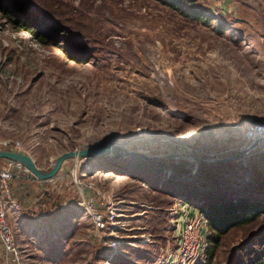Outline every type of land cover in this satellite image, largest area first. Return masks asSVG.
<instances>
[{"label":"rangeland","instance_id":"1","mask_svg":"<svg viewBox=\"0 0 264 264\" xmlns=\"http://www.w3.org/2000/svg\"><path fill=\"white\" fill-rule=\"evenodd\" d=\"M8 1L24 19L12 24L0 12V140L18 141L45 172L69 151L119 149L63 164L56 177L78 203L59 215L27 219L7 209L19 264H176L178 216L171 209L185 199L150 188L141 176L153 181L151 172L137 169V160L183 159L190 168L197 154L212 162L233 142L239 147L227 149L234 155L249 148L242 132L264 122V0L174 4L200 11L204 23L156 0ZM50 26L57 34L35 39ZM232 156L220 160L245 165L253 157L264 173L263 150ZM83 188L104 209L120 201L124 240L117 251L87 236ZM189 202L200 234L209 236L204 202ZM204 244L189 264H198ZM256 262L264 264V214L224 236L212 264Z\"/></svg>","mask_w":264,"mask_h":264},{"label":"trees","instance_id":"2","mask_svg":"<svg viewBox=\"0 0 264 264\" xmlns=\"http://www.w3.org/2000/svg\"><path fill=\"white\" fill-rule=\"evenodd\" d=\"M156 1L167 7L180 10L181 14L187 18L206 22L200 11L183 10L181 3L178 6L174 5L177 4V0ZM0 12L12 24H15L19 19H24L20 17V11L16 8V5L8 0L4 2L0 0ZM20 24L21 28L25 27L22 22ZM25 29L32 30L30 27H25ZM33 34L35 39L37 38L43 43L46 42L44 38L47 36L57 34V29L55 26H50L45 33L39 31ZM77 60L87 62L83 61L84 59L81 57H78ZM231 146L237 149L239 144L233 142L229 147L225 146L224 151L218 158L234 155L235 150L228 152L227 148H231ZM196 156L203 162L194 161L192 164L196 167L195 170L192 168L193 166L186 167L189 163L185 160L175 158L161 162L137 160L139 163L137 169L144 172L150 170L151 173H148V176L153 181L144 176H141V178L150 188L161 194L168 195L172 199H185L184 201L188 203H190L189 201L196 202L199 200L204 202L200 212L204 216L210 235H206L204 238L205 244L200 264H212L224 236L235 228L254 223L264 214V173H259L254 167L253 157L247 159L246 164L243 165V162L233 160L222 161L216 159L217 161L206 162L204 161L206 157L200 154ZM155 168L158 169L155 170ZM166 169L170 170L171 173L166 176V172L165 177L159 179L163 175L162 170ZM124 172H127V170L124 169ZM49 194L47 192L42 196L40 203L37 205L39 212L43 211L50 203L54 206L53 201L55 200L56 205L61 203L58 195L53 194L52 200H50ZM62 212L64 210L60 213ZM37 213L33 214L37 215ZM99 256L104 257V255ZM9 261L11 264H16L13 258H10ZM256 264H260V262H256Z\"/></svg>","mask_w":264,"mask_h":264},{"label":"built area","instance_id":"3","mask_svg":"<svg viewBox=\"0 0 264 264\" xmlns=\"http://www.w3.org/2000/svg\"><path fill=\"white\" fill-rule=\"evenodd\" d=\"M241 135L246 140L250 150L252 148V150L261 149L264 151V122L251 125ZM0 150L21 152V145L18 141L0 140ZM22 174H28V172L20 164L8 160H0V249L6 257L7 264L9 263L8 257L13 258L16 264H19L15 237L11 226L7 222L6 213L9 207L14 210L19 209V204L16 203L11 194L10 182ZM87 186L91 187L90 185ZM177 202L179 205L171 209L178 216L176 217L178 234L174 257L177 260L176 264H189L196 257L200 241L204 240V238L200 234L201 230L199 229L198 219L193 213V207L186 202ZM85 204L86 210L90 214L92 226V231L88 232V236L90 238L97 236L100 239H105L108 241V249L111 252L117 251L119 244L124 240L122 239V234H120V228L123 227L118 207L120 201L106 205L105 209L101 207L102 210L95 207L92 200H85ZM100 206L104 205L101 204ZM135 238L132 235L128 236L130 240ZM200 262L201 259L198 264Z\"/></svg>","mask_w":264,"mask_h":264},{"label":"crops","instance_id":"4","mask_svg":"<svg viewBox=\"0 0 264 264\" xmlns=\"http://www.w3.org/2000/svg\"><path fill=\"white\" fill-rule=\"evenodd\" d=\"M62 183L65 184L64 181H59V177H55L54 179L46 182H39L33 177H31L29 174H22L20 177H15L10 182V187L13 198L16 200V203L19 204V209L16 211L22 213L23 217L30 219L32 217L39 218L47 214L59 215V213L63 211L64 208L76 205L78 202H74L72 191L67 188V190H63ZM47 192L50 193V200H52V195L56 194L58 195L59 201H61V203L59 205H56L55 200L53 201L54 206H52V204L50 203L48 204V206H46V208H44L43 211L39 212L37 210V205L40 203L42 196L45 195ZM82 194L83 196H79L81 202H84L85 199H92L89 196V191L85 190L84 188ZM93 203H95V207L99 209H101V204L105 205L104 203H97L94 201ZM33 213H37V215H34ZM89 231H92V227L87 231V236ZM92 240V242H94V239Z\"/></svg>","mask_w":264,"mask_h":264},{"label":"water","instance_id":"5","mask_svg":"<svg viewBox=\"0 0 264 264\" xmlns=\"http://www.w3.org/2000/svg\"><path fill=\"white\" fill-rule=\"evenodd\" d=\"M250 150V147L248 149H241L238 151V153L229 159H235V160H241L246 158L247 151ZM117 153L119 152L118 147L112 146V145H104V146H93V147H84L79 150L75 151H69L66 153L61 154L57 159L55 160L52 168L45 172L43 170H40L35 162L32 160V158L24 153L21 152H14V151H4L0 150V160H8L15 163L20 164L28 174L33 177L35 180L39 182H46L54 179L59 171L61 170V167L66 161L69 160H82V159H91V157L99 156L102 154L107 153ZM130 155L138 156L141 159H149L148 157L141 156L137 153L129 152ZM227 160V159H224ZM197 162L202 163L203 161L197 160Z\"/></svg>","mask_w":264,"mask_h":264},{"label":"bare ground","instance_id":"6","mask_svg":"<svg viewBox=\"0 0 264 264\" xmlns=\"http://www.w3.org/2000/svg\"><path fill=\"white\" fill-rule=\"evenodd\" d=\"M188 159H189V157H188Z\"/></svg>","mask_w":264,"mask_h":264}]
</instances>
